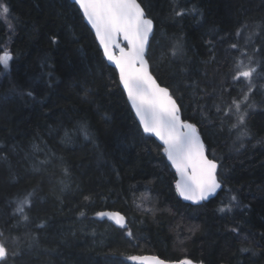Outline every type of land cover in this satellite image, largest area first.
I'll list each match as a JSON object with an SVG mask.
<instances>
[{
  "label": "trees",
  "instance_id": "obj_1",
  "mask_svg": "<svg viewBox=\"0 0 264 264\" xmlns=\"http://www.w3.org/2000/svg\"><path fill=\"white\" fill-rule=\"evenodd\" d=\"M0 2L10 9L0 19V49L12 55L0 66V241L9 252L0 264H138L127 258L145 254L264 264V70L248 135L232 127L234 109L225 115L247 90L243 78L232 79L237 61L248 62L243 53L264 65V0H139L155 22L151 71L219 164L223 189L200 205L176 192L163 146L143 132L78 6ZM29 192L31 206L17 213L15 201ZM108 210L123 213L127 227L97 215Z\"/></svg>",
  "mask_w": 264,
  "mask_h": 264
},
{
  "label": "snow or ice",
  "instance_id": "obj_2",
  "mask_svg": "<svg viewBox=\"0 0 264 264\" xmlns=\"http://www.w3.org/2000/svg\"><path fill=\"white\" fill-rule=\"evenodd\" d=\"M75 3L79 5L83 17L95 30L104 56L118 69L120 84L135 109L143 132L154 135L162 142L163 152L179 177L175 181L176 192L185 200L194 203L207 200L222 186L217 174L218 163L207 157L205 145L196 126L181 119V108L177 101L173 99L167 87H161L157 83L150 71L146 54L149 47V36L153 32V20L146 16L144 8L137 0H75ZM9 13V7L0 2V19H7ZM176 15H183V12H176ZM9 28L11 29V25ZM247 28V24L242 25L236 30L235 35L241 36L244 29ZM254 35H257L255 31L250 32L245 43H250ZM120 38L127 42L126 46H121ZM51 42L55 44L57 38L53 36ZM238 47L237 43L230 44L232 49ZM116 49L119 50L118 55ZM175 54L174 50L173 55ZM243 54L247 56L248 62L237 61L234 65L235 74L232 79L239 81L243 78L247 84V90H242L241 99H233L225 112V115L233 114L232 110L234 109L236 123L232 127L241 128V137L248 135L245 118L248 109L255 107V103L250 102V99L251 93L256 87L255 78L259 74L258 69L264 70V65L255 61L252 55ZM11 59L12 55L9 51L0 49V66L3 69L6 70L9 67ZM25 94L28 97L33 96L31 91L21 92V95ZM242 105H246V107L242 109ZM220 110L217 107V111ZM80 130L83 131L86 138L90 135L86 128L82 127ZM4 158L6 159V157ZM31 196L32 193L29 192L22 199L15 201L17 213L23 214L25 206H31ZM236 199L235 196L232 197L233 201ZM230 210V206L227 209H220L221 212ZM81 215L84 213L81 212ZM97 215L107 216L121 228L127 227L125 217L119 212H99ZM23 219L27 220L28 216L23 215ZM231 231L239 233L238 228H232ZM127 234L132 235L130 230ZM0 236H3V232H0ZM241 250L248 251L246 248ZM17 254L16 252L12 253L14 257ZM8 255L5 243L0 241V261H5ZM127 259L138 261L140 264L147 261H151L152 264H165L164 261L156 257L133 255ZM179 264H193V262L184 259Z\"/></svg>",
  "mask_w": 264,
  "mask_h": 264
},
{
  "label": "water",
  "instance_id": "obj_3",
  "mask_svg": "<svg viewBox=\"0 0 264 264\" xmlns=\"http://www.w3.org/2000/svg\"><path fill=\"white\" fill-rule=\"evenodd\" d=\"M73 3H75V0H71ZM137 2L138 3H140L139 2V0H137ZM76 4V3H75ZM77 5V4H76ZM78 6V8H79V5H77ZM141 6L143 7V5L141 4ZM144 8V7H143ZM145 10V9H144ZM81 11V14L83 15V13H82V10H80ZM145 13H146V11H145ZM146 16L148 17V18H150L148 15H147V13H146ZM150 19H152V18H150ZM84 20H85V22L87 23V25L90 27V29L92 30V32L94 33V35H95V30L94 29H92L91 28V25L87 22V20H86V18H84ZM153 20V19H152ZM154 29H155V22L153 21V32H154ZM153 32H152V34H150V36H149V46H150V41H151V37H152V35H153ZM95 37H96V35H95ZM96 40H97V42H98V44H99V46H100V48H101V50H102V52H103V48L101 47V45H100V43H99V40L96 38ZM120 43H121V46H126V44H127V42L126 41H123V39L122 38H120ZM148 50H149V47H148ZM148 50H147V54H146V58L148 59V57H147V55H148ZM116 51V54L118 55L119 54V50L118 49H116L115 50ZM104 55V54H103ZM104 58H105V60L107 61V63L109 64V65H111L112 67H114L115 69H116V71L118 72V75H119V71H118V69L116 68V66H115V64L114 63H112L111 61H108L107 60V58L104 56ZM148 62H149V60H148ZM149 68H150V71H151V67H150V63H149ZM151 73H152V71H151ZM152 75L154 76V78L157 80V83L158 84H160V86L161 87H166V86H164V85H162L159 81H158V79L155 77V75L152 73ZM121 87H122V89H123V86H122V84H121ZM168 88V87H167ZM169 89V88H168ZM124 90V89H123ZM169 91H170V89H169ZM124 92H125V94H126V97H127V99H128V96H127V93H126V91L124 90ZM170 94H171V91H170ZM172 95V94H171ZM173 99H175V97H173ZM176 100V99H175ZM177 101V100H176ZM128 102H129V104H130V106H131V108H132V110H133V113L135 114V116H136V113H135V109L132 107V104H131V101L128 99ZM177 104H178V102H177ZM179 105V104H178ZM136 118H137V120H138V122H139V124H140V121H139V118L136 116ZM181 119L182 120H184L183 119V117H182V113H181ZM185 121V120H184ZM188 123H191V124H194V123H192V122H190V121H187ZM195 125V124H194ZM141 126V125H140ZM196 126V125H195ZM141 128H142V126H141ZM196 128H197V126H196ZM142 130H143V128H142ZM197 131H198V134H199V136H200V138H201V140H202V142H203V144L205 145V141H204V139H203V136H202V134L200 133V131L198 130V128H197ZM146 134V133H145ZM161 145H162V142L157 138V137H155L154 135H152ZM163 146V145H162ZM205 150H206V145H205ZM205 154L207 155V157L209 158V159H212V158H210L209 157V155H208V153H207V150L205 151ZM168 160V159H167ZM213 160V159H212ZM217 162V161H216ZM168 163L170 164V166L172 167V165H171V162L168 160ZM218 163V162H217ZM172 169L175 171V169L172 167ZM218 169H219V164H218ZM176 172V171H175ZM217 174H218V170H217ZM179 177L177 176V179H178ZM221 185L223 186V183L221 182ZM221 186V188L220 189H217V191H216V193L214 194V195H212V196H210L207 200H204V201H200L199 203H194L193 201H190V200H185L183 197H182V199L185 201V202H187V203H189V204H191V205H200V204H202V203H204V202H208L209 200H211L212 198H214L215 196H217L218 195V193L223 189V187ZM105 212H117V211H105ZM120 213V212H119ZM121 214V213H120ZM121 215H123V214H121ZM124 216V215H123ZM125 217V216H124ZM103 218H105V219H108L109 221H111L112 223H114L115 224V222L113 221V220H111V219H109L107 216H105V217H103ZM125 222H126V219H125ZM141 256H147V257H156V258H158V259H160V260H162V261H164L165 262V264H179V262L180 261H182V260H184V259H181V260H166V259H164V258H162V257H160V256H158V255H154V254H145V255H141ZM190 260V259H189ZM192 261V260H191ZM193 262V261H192ZM138 264H140V262H138ZM144 264H152V262L151 261H147V262H144ZM193 264H195L194 262H193Z\"/></svg>",
  "mask_w": 264,
  "mask_h": 264
},
{
  "label": "bare ground",
  "instance_id": "obj_4",
  "mask_svg": "<svg viewBox=\"0 0 264 264\" xmlns=\"http://www.w3.org/2000/svg\"><path fill=\"white\" fill-rule=\"evenodd\" d=\"M206 145V144H205ZM108 211H110V210H108ZM117 212H119V211H117ZM121 213V212H120ZM121 214H123V213H121ZM124 215V214H123ZM125 216V215H124ZM125 219H126V217H125ZM126 223H127V219H126ZM117 225V224H116ZM155 255V254H154Z\"/></svg>",
  "mask_w": 264,
  "mask_h": 264
}]
</instances>
